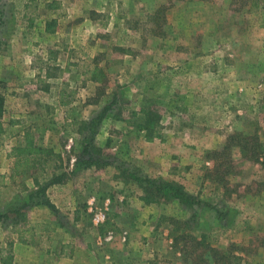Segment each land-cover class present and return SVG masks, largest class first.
I'll return each mask as SVG.
<instances>
[{"label":"rangeland","instance_id":"1","mask_svg":"<svg viewBox=\"0 0 264 264\" xmlns=\"http://www.w3.org/2000/svg\"><path fill=\"white\" fill-rule=\"evenodd\" d=\"M79 1L0 0V212L9 217L0 221V259L12 237L33 239L44 227L40 207L63 218L57 207L17 210L35 185L32 171L11 177L10 153L29 134L60 156L53 158L67 173L63 183L80 182L89 167H113L144 193L122 174L128 168L179 182L205 202L192 209L178 200L153 203L162 235L150 264H264V153L246 155L255 140L264 142V0ZM53 20L56 30L48 32ZM106 105L92 152L109 164L84 167V124ZM145 109L160 117L166 142L194 154L187 163L172 158L178 176H150L137 165L152 142L139 127ZM235 133L237 145L222 154L229 161L220 172L229 173L216 181L222 159L207 154ZM49 162L36 172L42 183L54 173ZM89 215L96 228L106 227ZM183 232L188 237L176 240Z\"/></svg>","mask_w":264,"mask_h":264},{"label":"crops","instance_id":"2","mask_svg":"<svg viewBox=\"0 0 264 264\" xmlns=\"http://www.w3.org/2000/svg\"><path fill=\"white\" fill-rule=\"evenodd\" d=\"M143 146L146 151L139 149L137 165L150 176L167 179L178 176L170 166L172 158L181 156L187 163L188 157L194 155L184 144L173 145L165 139L146 142ZM152 148L156 151L152 152ZM180 160L182 163L183 159ZM80 174V182L68 180L48 189L50 199L63 216L61 221L48 208L40 207L35 212L37 221L44 226L40 232L34 231L33 239L25 235V241L19 235L12 237L13 264H150L158 253L155 242L162 235L153 224L156 205L142 200L143 192L137 184L117 176L118 171L113 173V167H89ZM106 200H109L106 227L96 228L89 215L92 202Z\"/></svg>","mask_w":264,"mask_h":264},{"label":"trees","instance_id":"3","mask_svg":"<svg viewBox=\"0 0 264 264\" xmlns=\"http://www.w3.org/2000/svg\"><path fill=\"white\" fill-rule=\"evenodd\" d=\"M46 30L48 32H54L56 30V21L53 20L47 23ZM110 109L111 105H106L95 117L92 118V120L84 124V129L87 130V136L85 137L87 143L84 146V154L86 156L84 158H81L80 160L84 167L93 166L95 164L100 166L109 164L107 160L104 161L101 157L95 155L92 152V148H94L93 140L95 137L96 130L101 121H103V119L106 117ZM144 112L147 115V119L145 123L139 125V127L140 129L147 131V141H153L156 138L163 140L164 136L160 125V117L154 116L153 111L149 109H145ZM21 139V142L25 143L23 145L17 144L12 148V152L10 153V157L11 155H13V158H15L12 164L11 177H15L20 174H25L27 171H32L31 175L32 177H34L33 183L35 185V189H32L29 193L28 202H25L24 204L20 205L17 210H20L22 208L24 209L33 205H44L51 208L53 211H56V206L50 201L47 196V190L50 186L55 184H61L66 180L67 173L64 171L63 166L58 165V163L56 162V158H53H59L60 156H56V154H53L50 150L38 146V144L29 134L20 136L19 141ZM243 141L244 140L242 139L239 144L243 148L245 147L244 149H246V143H244ZM237 142V133L231 134L228 137L227 145H225L222 150H212L207 154V157L214 159H222L220 160L218 166H215L217 167L214 170V179L216 181H220L225 175H227L226 173H229V171L220 172L222 165L228 163L229 161L228 158H223L222 154L224 153V151L230 149L232 143L237 145ZM248 151L249 152H246L247 157L251 159H259L260 154L264 153V142L255 140L254 144L249 148ZM49 160H52L54 162L52 166L54 167V173L50 177H48L49 175L46 176L43 179L42 183V180L36 176V172H45L47 168L51 166L49 164ZM122 174L128 175L129 178L143 185L144 193L141 198L147 203H159L161 201L178 200L184 207H188L191 209L195 208L196 206H201L205 203L198 196L193 195L189 191H187L185 186L179 182L171 180H161L151 178L149 176H140V174L135 171L129 170L128 168L123 169ZM7 220H9L8 215L0 212V221ZM173 223H180V220L176 221L175 219H173ZM187 237V234L183 232L178 236L176 240ZM12 244V242H9L7 246V256L1 258L2 264H13L12 255L9 253L11 251Z\"/></svg>","mask_w":264,"mask_h":264},{"label":"built area","instance_id":"4","mask_svg":"<svg viewBox=\"0 0 264 264\" xmlns=\"http://www.w3.org/2000/svg\"><path fill=\"white\" fill-rule=\"evenodd\" d=\"M94 203V201L92 202V204ZM108 204H109V200H107L106 202V207H93L91 209V211H94L97 215H98V218H99V223H104L106 222V220L108 219ZM94 205V204H93Z\"/></svg>","mask_w":264,"mask_h":264}]
</instances>
